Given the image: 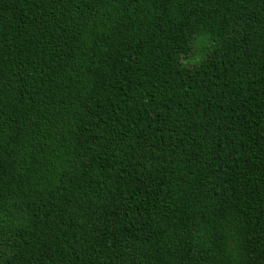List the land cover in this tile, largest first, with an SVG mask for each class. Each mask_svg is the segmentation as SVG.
<instances>
[{
	"label": "trees",
	"instance_id": "1",
	"mask_svg": "<svg viewBox=\"0 0 264 264\" xmlns=\"http://www.w3.org/2000/svg\"><path fill=\"white\" fill-rule=\"evenodd\" d=\"M0 264H264V0H0Z\"/></svg>",
	"mask_w": 264,
	"mask_h": 264
}]
</instances>
